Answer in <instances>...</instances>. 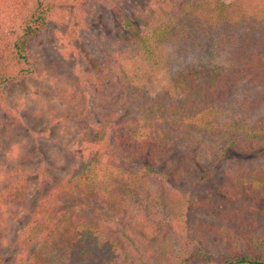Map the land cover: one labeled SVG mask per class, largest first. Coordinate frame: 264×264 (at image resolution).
Listing matches in <instances>:
<instances>
[{"label":"trees","instance_id":"obj_1","mask_svg":"<svg viewBox=\"0 0 264 264\" xmlns=\"http://www.w3.org/2000/svg\"><path fill=\"white\" fill-rule=\"evenodd\" d=\"M97 1L0 0V264H264V0H146L149 28ZM162 43L201 60L154 88L134 61Z\"/></svg>","mask_w":264,"mask_h":264},{"label":"rangeland","instance_id":"obj_2","mask_svg":"<svg viewBox=\"0 0 264 264\" xmlns=\"http://www.w3.org/2000/svg\"><path fill=\"white\" fill-rule=\"evenodd\" d=\"M177 2H180V0H164V6L167 9H171L174 4H177ZM102 1H97V3H94V10L92 9V13L90 15L89 18H94L96 15V8L98 7V5H101ZM114 4H111V7L113 8ZM129 6L133 8L134 12H136L137 16L140 19H143V26L144 28H149L150 27V18L152 17V12L150 11V9L147 6V1L146 0H131ZM82 8V6H79ZM96 7V8H95ZM98 9V8H97ZM183 21V20H182ZM53 29L55 30L56 27H53ZM53 33V32H51ZM51 35V34H50ZM73 34H71L68 37H71ZM94 37H96L93 34ZM54 41V40H53ZM50 44H53V52H61V50H65L67 52H70V49L66 46L67 44V40H60V41H54ZM186 47V46H183ZM85 49H90L89 47H84ZM128 49L131 50V47H127ZM133 48V47H132ZM177 49H182L181 47H175L174 44H170V43H162L160 45H158V47H154V49L152 50L153 55L151 57V62H153V66H151V68L148 67V64H150V61L148 60L149 58L146 56L147 54H144V56L142 57L139 56L137 57V59L134 61V69L137 71V67L139 68L138 75H141L140 73H146L149 71V76L153 77V86L154 88L157 86V83H166V82H170L171 80H173V77L176 76V74L181 71V67L185 66L186 63L188 64H192L193 62L195 64L199 63L200 59V53H198V55L196 56L195 54H192L191 56L186 55L184 53L179 54V52H177ZM182 50H185L182 49ZM111 52L113 51L110 50ZM227 58V53L223 50H220L218 52V54L216 56H214L212 59L210 57H206V60H210L211 59V63L212 64H223L222 62H224ZM149 61V62H148ZM204 62V61H203ZM210 62V61H209ZM225 66V64L223 65ZM133 68H131L133 70ZM130 70V69H129ZM131 71V70H130ZM147 74V73H146ZM151 74V75H150ZM41 87V85L38 84V82L34 81V80H22L17 82L16 84H13L11 86V88L9 89V93L8 96L10 97V99H13V97L16 96H23L26 97L28 96L31 92H39V88ZM48 94L47 91L42 90V92L37 93L38 96H46ZM221 117H224L225 114H221ZM176 145L175 149L181 150L183 151V149L186 147L187 149L189 148V143H185L183 142L182 139L177 138V140L174 142V144ZM169 148H172V144L169 145ZM173 150V149H172ZM65 168V167H64ZM64 168L62 169L61 166L57 167L58 172L61 173ZM62 169V170H61ZM187 183V182H184ZM29 189V187L27 188ZM31 198L34 199L35 197V193L34 191L31 190V194H30ZM72 199L69 198H65L63 199V205L64 207H68L70 204L69 202H71ZM81 200V205L78 207V209L80 210V212L75 213V215H83L85 217H87L85 220H89V222H91L90 224L96 225V224H100L101 227L99 228H103L105 231L107 232H113V234H116L115 231H117V227L114 224H109L106 220L107 218L103 217L101 215V217L96 218V208H99V206H102L98 203V201L96 199H80ZM105 206V205H104ZM92 210V211H91ZM94 210V211H93ZM105 211V210H104ZM84 217V218H85ZM118 220V219H117ZM120 221V220H118ZM96 230V229H95ZM109 230V231H108ZM90 238H88L87 240V247L90 248L93 245V242L90 241ZM105 240V239H103ZM38 241V242H37ZM37 241L35 242V248L40 247V245L44 244L42 242V240L37 239ZM102 241V240H100ZM106 241V240H105ZM39 245V246H38ZM82 247L84 249V245L82 244ZM72 248V247H71ZM82 249V248H81ZM80 249V250H81ZM72 250V249H71ZM179 250V249H178ZM58 250L53 249L51 254L48 256V264H86L84 260L88 261L91 259V254H89L88 252L86 253V256L81 254V258L82 261L78 260V254L77 251L76 252H72L69 254L68 252H65V254H62L61 252H57ZM92 251V250H90ZM158 254H161L162 251L161 250H156ZM98 251H96L95 253L97 254ZM93 256L91 262H98L96 260H94L95 255ZM157 256V255H156ZM157 260L159 258H156ZM158 262V261H157ZM157 262H155L154 260L151 261V263L156 264ZM163 264H173L172 260L169 259H165V261L163 260Z\"/></svg>","mask_w":264,"mask_h":264}]
</instances>
